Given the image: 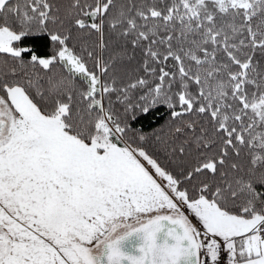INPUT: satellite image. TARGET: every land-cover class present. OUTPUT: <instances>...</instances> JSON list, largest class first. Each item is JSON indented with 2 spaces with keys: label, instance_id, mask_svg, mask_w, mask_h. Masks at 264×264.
<instances>
[{
  "label": "snow or ice",
  "instance_id": "obj_1",
  "mask_svg": "<svg viewBox=\"0 0 264 264\" xmlns=\"http://www.w3.org/2000/svg\"><path fill=\"white\" fill-rule=\"evenodd\" d=\"M0 264H264V0H0Z\"/></svg>",
  "mask_w": 264,
  "mask_h": 264
},
{
  "label": "trees",
  "instance_id": "obj_2",
  "mask_svg": "<svg viewBox=\"0 0 264 264\" xmlns=\"http://www.w3.org/2000/svg\"><path fill=\"white\" fill-rule=\"evenodd\" d=\"M40 48L42 51L46 50V49H44L42 43L40 44ZM163 111H164L163 109L160 110L161 115L163 114ZM159 123H162V120H160L158 118L154 120L152 116H149V117H146V118H143V119L137 121L136 126L142 127L147 131V130H150L152 127H156Z\"/></svg>",
  "mask_w": 264,
  "mask_h": 264
}]
</instances>
